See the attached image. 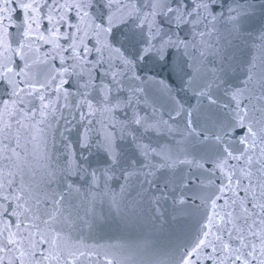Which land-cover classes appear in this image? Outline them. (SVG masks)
Instances as JSON below:
<instances>
[{
  "label": "snow or ice",
  "instance_id": "snow-or-ice-1",
  "mask_svg": "<svg viewBox=\"0 0 264 264\" xmlns=\"http://www.w3.org/2000/svg\"><path fill=\"white\" fill-rule=\"evenodd\" d=\"M131 192L171 264H264V0H0V264H122Z\"/></svg>",
  "mask_w": 264,
  "mask_h": 264
},
{
  "label": "water",
  "instance_id": "water-1",
  "mask_svg": "<svg viewBox=\"0 0 264 264\" xmlns=\"http://www.w3.org/2000/svg\"><path fill=\"white\" fill-rule=\"evenodd\" d=\"M134 197L135 192H131L123 199L119 213L109 212L104 205L107 222L97 232V242L116 245L112 251L122 264H171L179 243L180 225L172 219L169 205L157 211L142 201L133 207Z\"/></svg>",
  "mask_w": 264,
  "mask_h": 264
}]
</instances>
